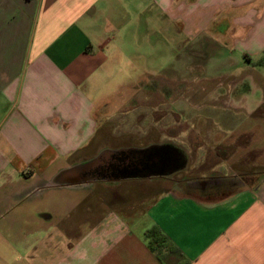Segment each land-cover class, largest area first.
<instances>
[{
  "label": "crops",
  "instance_id": "obj_1",
  "mask_svg": "<svg viewBox=\"0 0 264 264\" xmlns=\"http://www.w3.org/2000/svg\"><path fill=\"white\" fill-rule=\"evenodd\" d=\"M164 44L243 116L126 132L116 90H135L127 111L152 97L112 78L160 70ZM263 53L264 0H0V264H264ZM115 125L153 132L123 148L142 164L165 145V162L95 177Z\"/></svg>",
  "mask_w": 264,
  "mask_h": 264
},
{
  "label": "rangeland",
  "instance_id": "obj_2",
  "mask_svg": "<svg viewBox=\"0 0 264 264\" xmlns=\"http://www.w3.org/2000/svg\"><path fill=\"white\" fill-rule=\"evenodd\" d=\"M181 41V40H179ZM178 42V41H176ZM175 44H164L163 51L161 53V69L154 71L147 66L146 70L143 71L139 76H131L127 78H121L115 76L112 78V83L116 85H131L136 86L139 90L143 89V95L151 96L152 98L148 100L146 105L143 102H134L132 108L127 111V107L119 109L120 98L119 94L128 96L134 95V89H127L120 92H115L112 108L114 120L121 121L122 118L126 119V124H123V129L128 132V129L139 127L148 128L150 123L157 121L155 125L158 129L160 126L163 127L164 133L168 132L173 134L175 131L180 129V134L184 133L182 129H191L193 132V123L198 122L197 128L210 127L213 129L214 120L232 118H240L243 116L242 111H240L237 106H235L232 97L233 94H224L223 101L220 104L218 97L210 95L209 92H203L200 88H197L199 84H205V78L193 77L192 74H185V70L182 67L176 68V61L179 60V65L183 60L181 57L182 48H177ZM179 54L177 60H174L176 55ZM195 80L198 82L195 83ZM194 84H197L194 86ZM141 88V89H140ZM154 88H157L155 92ZM226 89V87H224ZM224 88H221L223 91ZM146 91V92H145ZM126 92V93H125ZM142 95V94H141ZM216 99V100H215ZM229 100V101H228ZM118 109V110H117ZM136 118L139 119L135 120ZM191 119H196L192 122ZM179 121V129H168L165 130L167 125H174V122ZM174 127H176L174 125ZM116 133L109 138H105L102 145L106 150L111 151L113 154H118L124 151L128 145L136 144L137 146H144L146 143H150L148 140L153 135V132L147 131V137L141 140H137L136 131L129 133L128 135H123L121 133V125H115L114 127ZM154 129V128H153ZM120 130V131H118ZM175 130V131H174ZM118 131V132H117ZM155 131V130H153ZM152 133V134H151ZM109 147V148H107ZM112 148H116L113 151ZM165 152H170L169 149L165 148ZM175 158V157H174ZM173 159V157H172Z\"/></svg>",
  "mask_w": 264,
  "mask_h": 264
},
{
  "label": "trees",
  "instance_id": "obj_3",
  "mask_svg": "<svg viewBox=\"0 0 264 264\" xmlns=\"http://www.w3.org/2000/svg\"><path fill=\"white\" fill-rule=\"evenodd\" d=\"M255 64H257V65L264 64V53L258 58V60L255 62ZM164 148H165V145L161 146V147L153 148V149L150 147L140 149L139 153H141L145 156V157L143 156V161H142L141 165L147 169L154 168V165L150 163L151 158L154 154H158V156L161 157L160 160L165 162L166 153L164 151H160L161 149H164ZM135 151L136 150H133V149L124 150V151L119 152L117 154V156H119L121 161H123L125 159V156H133L132 153ZM135 165H138V162H135L132 160V162H130L128 166L131 167V166H135ZM124 172H125L124 175L126 177H128L129 173H130V175H133L131 172H128V167L125 168ZM145 237L148 240L147 246L151 251L157 252L158 255H159V253L164 251L165 238L163 237V235L161 234V232L158 228L152 227V228L148 229L145 232Z\"/></svg>",
  "mask_w": 264,
  "mask_h": 264
},
{
  "label": "flooded vegetation",
  "instance_id": "obj_4",
  "mask_svg": "<svg viewBox=\"0 0 264 264\" xmlns=\"http://www.w3.org/2000/svg\"><path fill=\"white\" fill-rule=\"evenodd\" d=\"M164 149H161L160 151H165ZM137 159L138 158H136L134 156H125V159L123 161H121V159L119 158V156H117L116 153L112 154L111 156H108L107 159H106L105 155H101L100 156V160L102 162L100 164L101 166L98 167L97 169H94L92 173H94L95 177L103 176L101 174H106V173H110V172L113 173V171L115 172V170L117 169V167L119 165H122L124 163H127V165H129V163L132 162V160L135 162H139ZM139 164L141 165L140 162H139ZM107 171H109V172H107ZM83 179H85V176L83 177ZM237 180H238V182L242 181L240 176H238Z\"/></svg>",
  "mask_w": 264,
  "mask_h": 264
},
{
  "label": "water",
  "instance_id": "obj_5",
  "mask_svg": "<svg viewBox=\"0 0 264 264\" xmlns=\"http://www.w3.org/2000/svg\"><path fill=\"white\" fill-rule=\"evenodd\" d=\"M112 153V152H111Z\"/></svg>",
  "mask_w": 264,
  "mask_h": 264
}]
</instances>
